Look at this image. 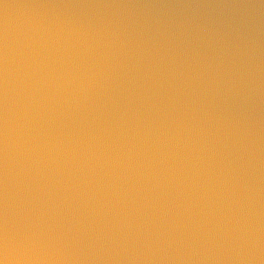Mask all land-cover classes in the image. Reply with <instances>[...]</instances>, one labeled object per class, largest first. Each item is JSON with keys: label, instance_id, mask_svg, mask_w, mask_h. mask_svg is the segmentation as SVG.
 Listing matches in <instances>:
<instances>
[{"label": "water", "instance_id": "1", "mask_svg": "<svg viewBox=\"0 0 264 264\" xmlns=\"http://www.w3.org/2000/svg\"><path fill=\"white\" fill-rule=\"evenodd\" d=\"M0 264H264V0H0Z\"/></svg>", "mask_w": 264, "mask_h": 264}]
</instances>
